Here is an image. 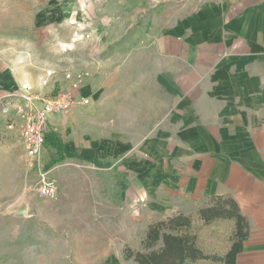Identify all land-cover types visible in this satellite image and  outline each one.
Here are the masks:
<instances>
[{
  "label": "rangeland",
  "instance_id": "rangeland-1",
  "mask_svg": "<svg viewBox=\"0 0 264 264\" xmlns=\"http://www.w3.org/2000/svg\"><path fill=\"white\" fill-rule=\"evenodd\" d=\"M185 1L203 0H0V65L7 73L10 53H17L11 74L17 85L0 99V264H136L125 251H142L148 227L177 209L190 217L205 256L185 264H219L232 222L205 224L188 204L169 207L170 196L164 190L156 195L151 184L139 193L127 171L139 144L167 128L162 107L168 97L152 88L161 62L147 41V11ZM45 20L64 25L43 35L35 24ZM183 70L178 65L179 79ZM25 84L45 95L97 87L98 100H114L117 109L92 107L87 95L86 107L63 114L68 120L58 126V139L44 147L33 170L17 130L8 128L16 101L5 97ZM49 84L67 87L42 91ZM39 172L58 185L56 197L32 190Z\"/></svg>",
  "mask_w": 264,
  "mask_h": 264
},
{
  "label": "crops",
  "instance_id": "crops-1",
  "mask_svg": "<svg viewBox=\"0 0 264 264\" xmlns=\"http://www.w3.org/2000/svg\"><path fill=\"white\" fill-rule=\"evenodd\" d=\"M145 20L151 25L147 41L161 62L152 88L168 97L162 107L167 128L144 139L149 143L139 144L136 160L126 161L134 175L130 185L145 193L151 184L156 195L164 190L170 196L169 207L188 204L195 212L212 197L233 199L249 225L236 264H264V0L154 6ZM35 25L47 35L64 23L45 20ZM9 60L8 73L0 65V99L17 85L11 76L17 53H10ZM178 65L184 67L180 79ZM66 87L49 84L42 91L56 93ZM96 88L73 91L78 98L88 95L92 107L117 109L114 100H98ZM67 118L50 116L53 132L44 147L58 139V126ZM110 120L117 122L114 114ZM149 168L151 183L145 179ZM179 212L185 213L177 209L171 214Z\"/></svg>",
  "mask_w": 264,
  "mask_h": 264
},
{
  "label": "trees",
  "instance_id": "trees-1",
  "mask_svg": "<svg viewBox=\"0 0 264 264\" xmlns=\"http://www.w3.org/2000/svg\"><path fill=\"white\" fill-rule=\"evenodd\" d=\"M197 213L205 224L217 219L232 222L230 245L219 264H236V258L249 235L248 222L240 214L236 202L231 198L215 196ZM193 229L190 217L176 213L151 224L143 240V250L134 252L127 249L124 257L136 264H185L203 260L205 256L197 246V235Z\"/></svg>",
  "mask_w": 264,
  "mask_h": 264
},
{
  "label": "built area",
  "instance_id": "built-area-1",
  "mask_svg": "<svg viewBox=\"0 0 264 264\" xmlns=\"http://www.w3.org/2000/svg\"><path fill=\"white\" fill-rule=\"evenodd\" d=\"M5 97L16 101L15 122L9 124L8 128L15 127L17 130L25 159L33 170L40 160L48 135L53 132L48 128L50 116L67 114L76 105L86 106L89 103L87 98H78L73 90L45 95L26 84L18 92ZM32 190L45 198H54L59 192L56 183L48 177V172L38 173V180Z\"/></svg>",
  "mask_w": 264,
  "mask_h": 264
},
{
  "label": "water",
  "instance_id": "water-1",
  "mask_svg": "<svg viewBox=\"0 0 264 264\" xmlns=\"http://www.w3.org/2000/svg\"><path fill=\"white\" fill-rule=\"evenodd\" d=\"M24 212H20L19 214H23Z\"/></svg>",
  "mask_w": 264,
  "mask_h": 264
}]
</instances>
